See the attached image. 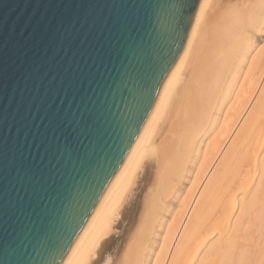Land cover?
Masks as SVG:
<instances>
[{"label": "water", "instance_id": "95a60500", "mask_svg": "<svg viewBox=\"0 0 264 264\" xmlns=\"http://www.w3.org/2000/svg\"><path fill=\"white\" fill-rule=\"evenodd\" d=\"M200 0H0V264H62Z\"/></svg>", "mask_w": 264, "mask_h": 264}, {"label": "bare ground", "instance_id": "6f19581e", "mask_svg": "<svg viewBox=\"0 0 264 264\" xmlns=\"http://www.w3.org/2000/svg\"><path fill=\"white\" fill-rule=\"evenodd\" d=\"M264 0H200L62 264H264Z\"/></svg>", "mask_w": 264, "mask_h": 264}, {"label": "rangeland", "instance_id": "374dc122", "mask_svg": "<svg viewBox=\"0 0 264 264\" xmlns=\"http://www.w3.org/2000/svg\"><path fill=\"white\" fill-rule=\"evenodd\" d=\"M262 43L264 44V41L260 42V45H261V46L263 45Z\"/></svg>", "mask_w": 264, "mask_h": 264}]
</instances>
